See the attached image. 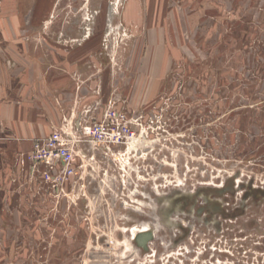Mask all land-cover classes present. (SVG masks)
<instances>
[{"label": "rangeland", "instance_id": "374dc122", "mask_svg": "<svg viewBox=\"0 0 264 264\" xmlns=\"http://www.w3.org/2000/svg\"><path fill=\"white\" fill-rule=\"evenodd\" d=\"M58 1L0 0V264H264V0ZM61 141L46 176L35 145ZM202 189L239 213L184 234L168 204Z\"/></svg>", "mask_w": 264, "mask_h": 264}, {"label": "flooded vegetation", "instance_id": "af4514ba", "mask_svg": "<svg viewBox=\"0 0 264 264\" xmlns=\"http://www.w3.org/2000/svg\"><path fill=\"white\" fill-rule=\"evenodd\" d=\"M220 191L221 190L217 191L216 193H212L209 191L200 192L199 194H197V196L194 199L186 198L185 200L186 205L181 208L177 209L174 207H167L166 213H168L169 216L170 214H176V216L186 215L185 217L188 218L189 224L187 226H183V228L181 227L184 234H186V232H188L189 229L191 230L193 225H195L196 222L198 223L202 222L203 224L213 226L216 229L220 226V222L219 221L217 222L215 220L216 217H218L219 219L221 218L226 219L230 217H235L239 213V211L228 213L225 211L224 204H222L220 200L210 199L209 197L210 194H216L217 196V195L222 194ZM252 192H253L252 196H254V194L260 193V189L255 188L254 190H252ZM192 193H195V192H192ZM158 197L161 198V196H158ZM255 197H257V195ZM173 199L175 200V202L184 200L180 194L174 196ZM173 223H175V221H173ZM175 224L179 225L178 223H175ZM176 237L177 236L175 234L174 238L176 239ZM172 242H174V240H172ZM169 245H172V243H170Z\"/></svg>", "mask_w": 264, "mask_h": 264}, {"label": "crops", "instance_id": "0c3cea01", "mask_svg": "<svg viewBox=\"0 0 264 264\" xmlns=\"http://www.w3.org/2000/svg\"><path fill=\"white\" fill-rule=\"evenodd\" d=\"M10 1V7L11 10H14L13 13L16 14V17H35V18H39L41 16H45V22L49 21V17L51 16V14L53 13V11L55 10V8L57 7L56 4L59 3L58 0H9ZM39 14L41 16H39ZM23 19V18H22ZM63 33V32H61ZM18 35V34H17ZM16 38H18V36H16ZM70 39L72 38H76L74 37H69ZM80 46L78 45L75 49L79 48ZM1 46H0V71L2 70L3 67H5L6 70H9L11 73L12 72H17L19 70V63L17 62L16 58H12L10 57L8 62L6 61L5 66L2 65V55H1ZM80 49V48H79ZM13 51V53H17V47L12 48L11 49ZM28 55V53H27ZM47 56V54H45V57ZM25 62L21 63V67H22V71H35V70H54L55 68H50L49 67V62L45 63V64H38V63H34L32 62V58H30L29 56L27 58H24ZM53 65V64H50ZM55 65V64H54ZM4 69V68H3ZM57 70H59V68H57ZM11 79H12V74H11ZM57 78L53 79V82L55 81V79L59 80V74L56 76ZM63 77V76H62ZM50 81H52V79L50 78V76L45 75V87L47 82L49 83ZM1 87V85H0ZM0 95L2 97V92L0 91ZM1 101V99H0Z\"/></svg>", "mask_w": 264, "mask_h": 264}, {"label": "built area", "instance_id": "2783aa9c", "mask_svg": "<svg viewBox=\"0 0 264 264\" xmlns=\"http://www.w3.org/2000/svg\"><path fill=\"white\" fill-rule=\"evenodd\" d=\"M79 125L78 128H82V131L84 133L90 134L93 132L91 127H84L81 126V124ZM122 127L123 128L122 130L120 129V133L118 132L113 137L112 135L108 134V132H106L107 136L110 137V141L112 142V144L117 143V145H121L123 143V137L125 136V134L130 133V130L128 128H126L125 126ZM42 150L44 151L43 159L45 160L46 158L48 163L50 162L48 170L49 172L44 173V175L48 176L51 171H54L56 164L60 163L59 165H65L66 167L63 170L61 169L60 171H58L59 175H62L63 178H67L68 171H72L71 168H69L72 162V150L68 146L65 147L63 141H61L60 145H55L53 143L45 145V142L43 144L35 145V151L37 153H40Z\"/></svg>", "mask_w": 264, "mask_h": 264}, {"label": "water", "instance_id": "95a60500", "mask_svg": "<svg viewBox=\"0 0 264 264\" xmlns=\"http://www.w3.org/2000/svg\"><path fill=\"white\" fill-rule=\"evenodd\" d=\"M232 183H233L232 179L228 181L229 188L226 190H230V185L232 186ZM204 191H209V190L208 189H204V190L202 189V190H198L195 193H189L188 192V193H181L180 195L183 197V199H186V198L194 199L197 196V194H199L200 192H204ZM209 192L214 193L217 191L211 190ZM260 194L264 195V190L260 191ZM174 202H175V200L170 201L168 204V207H174ZM152 239H153V229L151 228V230H148L147 232L136 234V236L133 239V243L137 247H139L143 252H146L147 251V243H149Z\"/></svg>", "mask_w": 264, "mask_h": 264}, {"label": "bare ground", "instance_id": "6f19581e", "mask_svg": "<svg viewBox=\"0 0 264 264\" xmlns=\"http://www.w3.org/2000/svg\"><path fill=\"white\" fill-rule=\"evenodd\" d=\"M142 232H145V230L142 229V230L139 231V233H142Z\"/></svg>", "mask_w": 264, "mask_h": 264}]
</instances>
